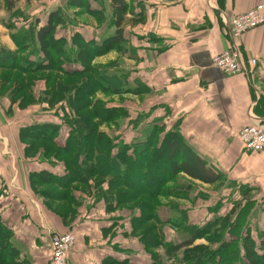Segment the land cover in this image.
<instances>
[{
	"label": "crops",
	"instance_id": "crops-1",
	"mask_svg": "<svg viewBox=\"0 0 264 264\" xmlns=\"http://www.w3.org/2000/svg\"><path fill=\"white\" fill-rule=\"evenodd\" d=\"M40 2L45 5L35 10ZM49 3L67 10L66 15L62 13L54 35L56 39H64L73 53L74 33L85 41H101L116 30L111 0H0V49L10 53L18 51L19 43L26 40L30 30H35V34L46 22L48 12L53 10L48 7L44 11ZM259 3L264 4V0H124L126 9L121 24L124 50L94 55L90 62L92 66L104 68L106 75L115 72L117 77H124L121 89L111 94L97 90L91 98L99 100L100 97V102H106L111 96L116 102L104 105L115 106L123 112L131 111L128 105L131 103L138 123L127 126L103 123L105 128L118 126L121 133L116 139L100 125L97 130L116 148L124 145L141 148L146 138L151 137L156 121L161 118L165 124L171 122L170 126L164 125V132L177 131L220 175L227 174L232 180L246 183L264 197V150L244 151L237 137V132L246 125L256 124L264 129V23L236 38L229 32L233 15ZM24 46L29 50L28 43ZM230 47H237L244 56L257 59L252 72L228 75L212 65V57ZM34 55V60L39 59L40 52ZM113 57L116 64L109 67L112 63L109 59ZM8 58L0 56V224L7 231L5 238L13 253L12 263H8L48 264L52 234L71 231L75 241L66 264H157L158 258L161 264H172L178 252L169 255L163 250L158 256V245L146 246L141 232L150 219L141 226L142 211L138 204L134 207L133 200L120 201L118 187L87 189L95 177L100 185L107 183L112 178L110 173L88 168V161L79 178L65 191L59 185L54 187V183L40 181H46L48 176L62 177L63 170H57L64 167V160L48 156L43 147L39 148L41 155L29 154V141L20 135L24 130L31 134L56 132L62 142L76 127L62 124L60 113L55 111L37 113L44 118L40 123L47 125H13L17 112L13 111L14 98L10 95L17 87L22 92L21 75L57 74L52 77L57 84L65 72L34 66L26 70L25 65L35 61L26 60L23 64ZM120 58L124 63L119 62ZM61 67L82 69L73 57L64 60ZM38 79L37 83L44 88L45 80ZM35 92L42 103L45 93ZM36 138L37 143L44 140L37 134ZM150 143L153 147L159 141ZM183 176L213 187L221 180L220 176L208 184ZM191 192L158 198L168 196V202L186 200ZM171 203L168 205L172 206L152 204L149 210L151 213L164 210L168 216L163 221H177L175 229L182 230L190 221V209ZM177 218H186V223Z\"/></svg>",
	"mask_w": 264,
	"mask_h": 264
},
{
	"label": "trees",
	"instance_id": "trees-1",
	"mask_svg": "<svg viewBox=\"0 0 264 264\" xmlns=\"http://www.w3.org/2000/svg\"><path fill=\"white\" fill-rule=\"evenodd\" d=\"M111 6L113 8V23L116 28L114 34L103 38L101 41H95L94 39L85 41L78 33H74L71 38L72 45H74L72 46L74 53L69 51L64 39H56L54 35L57 25L62 20L63 14L61 10L53 9L49 11L46 22L34 34L36 44L32 50L34 54L40 52V57L37 60H33L35 61L34 63L25 65L23 69L31 70L32 66H34L35 68L44 67L50 70L65 72L58 79L56 88L51 92V95L57 96L58 100L61 99L63 92L73 90L74 95H72V100L76 105L73 112L79 114L78 120L86 131L83 134L81 126L79 128L81 130L80 135L77 133L79 132L77 131L78 128H75L77 132L74 130L76 133L74 132L69 134V136H65L62 142L57 139L58 135L56 132L36 133L37 136L44 139L42 142L50 144L54 150V157L63 159L64 163L67 160L72 163V167L65 164L66 168H64L65 172L62 177L53 178L48 176V182L62 184L63 187L60 186L67 190L69 184L79 178L81 172L85 170L84 165L89 161L88 168L91 167L93 169L94 167L98 171L112 175V178H109L108 182L110 186L119 188L117 198L120 201L140 200L138 205L142 211V216L139 222L142 226L149 219H152L151 212L147 216L145 215V210L153 206L152 204H156L158 196L166 194L178 196L181 192L186 194L187 189L190 188L189 185L183 186V188L181 184L176 182L169 184L176 174L183 173L191 179L208 184L217 181L221 175L208 165L205 159L198 156L177 131L168 130L164 132L163 125L165 123L161 118L163 127L159 129L154 128L151 137L145 140V145H142L141 148H131L126 145L120 146L114 154H112L111 148H115V146H113L107 136L105 138V135L97 130V126L99 125L86 122V107L89 101H92L91 97L95 91L101 90L110 94L118 92L122 86L121 78L124 80V77H117L115 72L106 75L105 69L90 64L94 55H100L113 49L124 50L121 24L126 6L124 0H111ZM24 43L25 41L19 43L20 49L18 50L22 51V53L28 51ZM9 54V51L0 49L1 57L6 56L8 58ZM72 57L74 61L81 65L82 69L72 68L64 70L61 67L64 60L72 59ZM18 60V56H16L14 61L18 62ZM22 63L26 64V61ZM13 65L15 66V64ZM49 74L52 77V74ZM74 78H78L80 83L72 82ZM93 104L96 106L95 109L93 106V110H96L97 107L102 109L104 107L103 103L99 100H95ZM90 108L92 109V106ZM104 110H106V118L104 120H108L109 118L107 117L109 115L113 117L112 112L114 111L112 109L109 111V107L105 106ZM100 112L102 111L100 110ZM118 112H121V110L118 109ZM102 117V114H98L97 116V118ZM71 126L73 127V125ZM36 134H31L28 130L26 132L24 130L20 135L29 141V150L32 148V142L30 141L38 139L36 138ZM77 137L78 140L76 139ZM153 140L159 141V144L157 146L152 145L153 147H151L150 142ZM44 151L46 154H51L49 148L44 149ZM97 170H94V172ZM145 199L151 201L152 204H148ZM142 208L145 210H142ZM232 213L233 208L227 213L225 220H228L229 215ZM153 232V227L142 230L141 235L146 246L149 243L158 245V238ZM6 235L7 231L0 224V264H9L8 262H10L13 255L11 246L5 238ZM203 235H208V233L203 232ZM259 237L260 241L264 242V230L259 233ZM252 241V238L245 235L243 249L245 264H264V244L260 246L262 248L261 251H258ZM201 248H203L202 244H194L192 239H182L175 242L172 247L168 246L165 252L169 255H173L176 252L182 253L180 260L182 263L180 264H192L194 261L196 262L193 264H201L200 261L204 256H201L197 251ZM159 260L158 258L157 264H161Z\"/></svg>",
	"mask_w": 264,
	"mask_h": 264
},
{
	"label": "rangeland",
	"instance_id": "rangeland-1",
	"mask_svg": "<svg viewBox=\"0 0 264 264\" xmlns=\"http://www.w3.org/2000/svg\"><path fill=\"white\" fill-rule=\"evenodd\" d=\"M44 1V0H43ZM42 5H45V3L40 2L35 6V10H38L39 7ZM48 7H51L53 9H59L61 7H58L56 3H49L48 6L45 8L44 11L48 10ZM62 13L65 15L67 14L66 9H59ZM37 15V14H35ZM34 16V15H33ZM66 17V16H63ZM9 25H12L10 23ZM34 32L35 30L31 31L29 35H26L25 42L28 43L29 50L26 53H22V51H16L15 53H10L9 57L14 58L18 56V62H25L28 59H32V55H34V51L32 50L33 47L36 44V38L34 39ZM37 53V52H36ZM36 56V55H34ZM38 57H36V60ZM34 60V59H32ZM109 67H113L116 64V59L113 57V59H109ZM112 60V61H111ZM119 62H123V59H119ZM101 68V67H100ZM104 69V68H103ZM2 74V73H1ZM57 77V74H52L53 76ZM52 77L49 73L44 72L39 77L31 74H24L20 76L19 82L22 83L21 91H19V87L17 89L13 90L14 93L10 96H13L14 101L12 102L13 111L17 112V114H14L13 117L14 120H12L13 125L18 124H24L25 126H36V124H44L46 123H40L44 120L42 116H38V112H59L60 113V119L62 124L70 123L76 128H81L80 121L78 120L79 114L75 111V103L73 102V98L70 93L73 94L72 90H69L68 92H63L61 94L62 100L58 104L57 96L54 97L51 95V92L54 91V88H56V83L52 81ZM42 78L45 80L44 88L40 87L41 85L37 82H39ZM80 83V80L78 78H74L72 82ZM37 84H39V87H37ZM43 88V89H42ZM46 88V90H45ZM43 90L41 92L40 90ZM45 90V91H44ZM35 91H38L41 95V93H45L43 102L40 103L39 97H37V93ZM92 101H89L88 106L86 107L85 114L87 115L86 122L90 124H97L102 126V129H105L106 132L114 138L116 135L120 134V130L115 126H110L105 128L106 124H119V125H128V124H134L138 123L137 119L135 117L136 114H133L134 110L132 109V104L130 112H118V109L113 106L109 107V111L112 109V115L107 117L108 120H104L106 117V110H104V103H109L110 105L112 103H115L116 100L110 96V101L107 100L106 102H103V109L100 107H97L96 110H93L94 101L95 99H91ZM100 101V97H99ZM40 103V104H38ZM92 106V109L90 108ZM96 106H94L95 109ZM100 110L102 112H100ZM32 112H35L34 115H32ZM109 113V112H107ZM98 114H102V118H97ZM23 116V117H22ZM21 117L19 120L18 118ZM162 120H158L154 126V128L159 129L162 128ZM121 123V124H120ZM165 123V122H164ZM27 124V125H26ZM51 124V123H50ZM77 124V125H76ZM171 122H167L165 125L170 126ZM12 125V126H13ZM97 126V127H100ZM83 128V126H82ZM84 131V129H82ZM105 135V134H103ZM119 137V136H118ZM106 138V135H105ZM22 139V138H21ZM78 140V137L76 138ZM116 139V138H114ZM149 138H146L148 140ZM154 141V140H153ZM151 141V142H153ZM156 141V140H155ZM32 142V148L29 154H34L38 152L40 154L39 148L44 147V149H50V153L48 156H53L54 150L50 146V144L46 142L37 143L35 141ZM120 142V141H117ZM157 142V141H156ZM29 143V142H27ZM118 148H111V151L117 150ZM41 155V154H40ZM39 155V156H40ZM41 157V156H40ZM50 160L51 159H46ZM65 164H67L69 167L71 166V161L67 160L64 163V167L60 170H57L58 172L63 170L65 172L64 168H66ZM52 165V164H50ZM173 180L169 183L172 184L173 182H176L178 184H181V186H190L189 189H187V193L189 191H192L189 198L186 200H180V199H171L173 201L168 202V196L166 198H156V203L163 204L167 206H172L168 204H172L176 206H183L185 209H190V221L189 223L185 224L184 228L182 230L175 229V227L178 226L177 221L175 223H171L168 221H163L164 216H168V213L165 214L164 210H158L157 212L154 210L151 215L152 219L142 228L147 229L150 227H153V231L156 232L157 238H158V256H161L160 254L165 252L166 248L172 247L173 244L179 240V239H192L194 244H202L203 248L197 250L201 256H204L203 259H201V264H245L246 261L243 257V249H244V237L245 235L253 239V244H255V248L258 251H261L262 248H260L261 245L264 244V242L260 241L259 233L264 230V197L259 194V191L256 189H253L249 187L248 184L237 182L236 180H232L228 178V175H221V180L219 183H216L213 187V185H205L197 181L189 180L183 174L178 173L175 176H173ZM97 177L92 179V182L87 185V189L90 190L93 187H99V188H110L109 182L100 185L99 181L96 179ZM41 182H48V180H40ZM191 184H190V183ZM49 185L52 183L48 182ZM47 184V185H48ZM55 184V183H54ZM193 184V185H192ZM59 184H55L54 187L58 186ZM62 186V184H60ZM59 185V187H61ZM63 187V186H62ZM51 188V187H50ZM184 188V187H183ZM57 189V193L60 192ZM123 189V188H122ZM66 189H64L65 191ZM62 191V192H64ZM211 192H214L212 195ZM61 194V192L59 193ZM58 197L57 195H55ZM145 201L148 204H152L151 201H148L145 199ZM140 203V200L134 201V205H137ZM214 205H217L216 208H213ZM136 207V206H134ZM233 208V213L229 215L228 220H225V216L230 211V209ZM144 208H142L143 210ZM145 210V209H144ZM209 214L204 219L203 216L206 213ZM156 213V214H155ZM173 213V211L171 212ZM150 210H145V215H149ZM171 215V214H169ZM156 216V217H155ZM263 216V218H262ZM155 217V220H154ZM157 219V221H156ZM179 221H183L186 223V218H177ZM174 227V228H173ZM203 232H207L208 235H203ZM56 233V232H55ZM246 245V244H245ZM176 253H173L175 255ZM178 258L175 259V261H172V264H180L182 263L181 256L182 253L178 252ZM161 258V257H160ZM164 260H166L165 257H163ZM195 260V259H194ZM67 261V260H66ZM196 261L192 262L195 263ZM169 263V262H168Z\"/></svg>",
	"mask_w": 264,
	"mask_h": 264
},
{
	"label": "built area",
	"instance_id": "built-area-1",
	"mask_svg": "<svg viewBox=\"0 0 264 264\" xmlns=\"http://www.w3.org/2000/svg\"><path fill=\"white\" fill-rule=\"evenodd\" d=\"M264 23V4H256L248 10L233 15L229 20V32L232 37H239L244 32ZM257 59L244 56L237 47H230L212 57V65L225 74L252 72ZM244 151L259 152L264 150V129L256 124L242 127L237 132ZM72 232H56L50 238V258L48 264H66L69 252L74 246Z\"/></svg>",
	"mask_w": 264,
	"mask_h": 264
}]
</instances>
